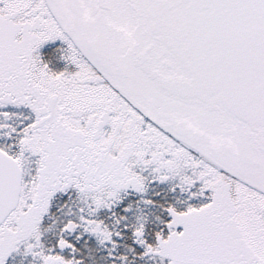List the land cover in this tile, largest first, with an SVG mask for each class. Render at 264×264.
Wrapping results in <instances>:
<instances>
[{
	"label": "snow or ice",
	"instance_id": "1",
	"mask_svg": "<svg viewBox=\"0 0 264 264\" xmlns=\"http://www.w3.org/2000/svg\"><path fill=\"white\" fill-rule=\"evenodd\" d=\"M0 264H264V0H0Z\"/></svg>",
	"mask_w": 264,
	"mask_h": 264
}]
</instances>
